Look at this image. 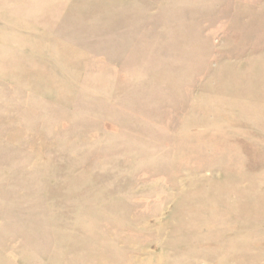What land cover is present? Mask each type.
<instances>
[{
  "label": "rangeland",
  "instance_id": "rangeland-1",
  "mask_svg": "<svg viewBox=\"0 0 264 264\" xmlns=\"http://www.w3.org/2000/svg\"><path fill=\"white\" fill-rule=\"evenodd\" d=\"M0 264H264V0H0Z\"/></svg>",
  "mask_w": 264,
  "mask_h": 264
}]
</instances>
